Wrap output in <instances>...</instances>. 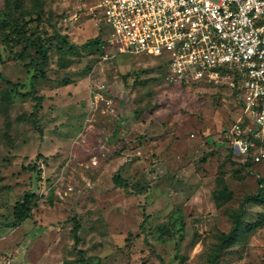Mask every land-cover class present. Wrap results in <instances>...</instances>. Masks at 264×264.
Segmentation results:
<instances>
[{"label":"rangeland","instance_id":"obj_1","mask_svg":"<svg viewBox=\"0 0 264 264\" xmlns=\"http://www.w3.org/2000/svg\"><path fill=\"white\" fill-rule=\"evenodd\" d=\"M94 3L0 0V264H82L75 223L87 264H211L232 214L264 186V163L226 156L237 94L221 76L169 81L166 52L120 51ZM22 22L72 44L50 45L36 110L17 93L33 72L14 54ZM25 193L30 216L9 226ZM240 226L212 264H264V191Z\"/></svg>","mask_w":264,"mask_h":264},{"label":"built area","instance_id":"obj_2","mask_svg":"<svg viewBox=\"0 0 264 264\" xmlns=\"http://www.w3.org/2000/svg\"><path fill=\"white\" fill-rule=\"evenodd\" d=\"M94 7L120 51L166 52L169 81L227 78L240 111L224 138L243 163H264V0H95Z\"/></svg>","mask_w":264,"mask_h":264},{"label":"trees","instance_id":"obj_3","mask_svg":"<svg viewBox=\"0 0 264 264\" xmlns=\"http://www.w3.org/2000/svg\"><path fill=\"white\" fill-rule=\"evenodd\" d=\"M10 33L16 36L17 38H20L22 42L21 49L15 52L14 54L18 59L26 61V65L29 68H31L33 71L30 76V89L26 92H17V93L23 97L28 96L31 99L35 100L34 110H36L39 103L44 99V96L35 95L34 88L39 79L46 78L45 68L48 62V52L50 45L51 44L55 45L56 49L61 51L62 49L65 48H71L72 44L67 42L65 36L61 37L58 34L46 35L42 37L40 36L33 37L31 36V33L27 28V22H22L20 26L14 28ZM5 39L8 40L7 37H5ZM203 81H208V80L203 79ZM181 83L184 84L187 83V81H182ZM8 96H9V91L8 90L3 91V97L6 98ZM32 116H34V114H32ZM225 130L226 128L223 129L222 140L227 150L226 156L231 159L232 158L236 159L234 154L232 153L231 147L227 144L224 138ZM239 162H241V165L253 164L248 162L243 163L240 160ZM112 181L116 186L123 188L127 187V181L123 179L118 172L112 175ZM260 182H262V180H260ZM263 191H264V186H260L258 187L257 192L254 195H247L244 198L239 211L232 214L231 229L229 230V232L221 234L220 241L218 245L215 247L214 252L210 258L211 264L214 263L218 254L221 252V250L224 247H227L228 245H230V243H232L233 240L241 236L242 228L240 224H241V218L243 217L244 214V204H246L248 201H252L257 198H262ZM35 197L36 196L34 193H25L21 199L17 200L14 203L13 220L10 223H8L9 226H15L23 222L26 218L30 216L31 204L33 203ZM146 217L147 216L144 215V221ZM78 227L79 226L77 223H75L73 226L74 244H75L76 253L78 254V258L76 259V262L87 264L90 262V260L93 257L92 256L83 257V250L76 247L78 243V236H77Z\"/></svg>","mask_w":264,"mask_h":264}]
</instances>
